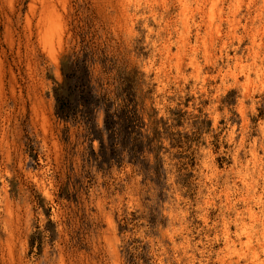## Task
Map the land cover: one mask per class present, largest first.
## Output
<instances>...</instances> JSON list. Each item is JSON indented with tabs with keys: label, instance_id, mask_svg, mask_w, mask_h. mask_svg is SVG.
I'll list each match as a JSON object with an SVG mask.
<instances>
[{
	"label": "rangeland",
	"instance_id": "374dc122",
	"mask_svg": "<svg viewBox=\"0 0 264 264\" xmlns=\"http://www.w3.org/2000/svg\"><path fill=\"white\" fill-rule=\"evenodd\" d=\"M0 264H264V0H0Z\"/></svg>",
	"mask_w": 264,
	"mask_h": 264
},
{
	"label": "bare ground",
	"instance_id": "6f19581e",
	"mask_svg": "<svg viewBox=\"0 0 264 264\" xmlns=\"http://www.w3.org/2000/svg\"><path fill=\"white\" fill-rule=\"evenodd\" d=\"M236 2V1H235ZM182 3V2H181ZM256 7V6H255ZM237 8V7H236ZM214 11V10H213ZM214 13V12H213ZM234 13V12H233ZM214 17V16H213ZM233 17V16H232ZM209 18V17H208Z\"/></svg>",
	"mask_w": 264,
	"mask_h": 264
}]
</instances>
